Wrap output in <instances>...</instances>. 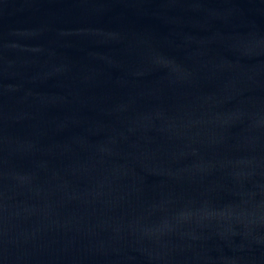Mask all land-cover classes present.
Returning <instances> with one entry per match:
<instances>
[{"label": "water", "instance_id": "water-1", "mask_svg": "<svg viewBox=\"0 0 264 264\" xmlns=\"http://www.w3.org/2000/svg\"><path fill=\"white\" fill-rule=\"evenodd\" d=\"M0 264H264V0H0Z\"/></svg>", "mask_w": 264, "mask_h": 264}]
</instances>
